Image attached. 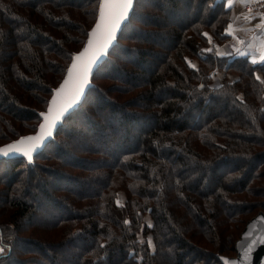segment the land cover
Listing matches in <instances>:
<instances>
[{
	"label": "trees",
	"instance_id": "obj_1",
	"mask_svg": "<svg viewBox=\"0 0 264 264\" xmlns=\"http://www.w3.org/2000/svg\"><path fill=\"white\" fill-rule=\"evenodd\" d=\"M224 4L135 0L51 144L32 162L0 158V264L237 255L264 211V68L216 54L229 39ZM97 14L98 0H0V146L38 130Z\"/></svg>",
	"mask_w": 264,
	"mask_h": 264
},
{
	"label": "snow or ice",
	"instance_id": "obj_2",
	"mask_svg": "<svg viewBox=\"0 0 264 264\" xmlns=\"http://www.w3.org/2000/svg\"><path fill=\"white\" fill-rule=\"evenodd\" d=\"M134 2L135 0H98L97 19L90 33H88L87 42L80 51L69 53L72 60L71 65L67 68V74L62 83L53 90L54 95L47 110L39 113L42 122L39 123L38 130L35 134L20 136L19 139L0 146V158L14 159L17 156H22L28 162H32L34 153H38L51 144L54 138V130L58 124L72 115L70 110L77 107L82 102V98H87L86 89L90 90L94 87L91 83L93 70L95 68L99 72L103 68L110 49L115 47L114 42L117 40V33L122 30V25L130 19V12L134 10ZM235 3H258L264 7V0H225L224 7L231 9ZM260 16L261 21L257 26L264 27V13H260ZM229 27L231 26L229 25ZM203 35L208 37L209 43H211V37L208 36V33H203ZM240 42L244 43V41ZM203 51L211 53L213 49L207 48ZM216 54L220 56H244L250 58L253 65H264V40L251 46L248 50L235 48L233 53L217 52ZM185 59L187 60V58ZM188 63L191 67H196L191 61ZM256 79L260 80L261 78L256 75ZM201 87L203 86L201 85ZM260 219L264 220V216ZM125 223L130 222L125 221ZM259 243H264V235L259 237ZM148 244L152 246L151 238L148 239ZM256 244L257 240L253 239L246 249H241L243 253L241 260L231 261V264H245ZM100 247L103 245L101 244ZM4 250V247H0V253H3Z\"/></svg>",
	"mask_w": 264,
	"mask_h": 264
},
{
	"label": "crops",
	"instance_id": "obj_3",
	"mask_svg": "<svg viewBox=\"0 0 264 264\" xmlns=\"http://www.w3.org/2000/svg\"><path fill=\"white\" fill-rule=\"evenodd\" d=\"M246 3H235L234 7L230 10L231 22L227 29L229 36L228 41L218 46V52L233 53L235 48L243 50L250 49L251 46L257 45L261 40H264V27H258L260 24L261 16H252L245 11ZM240 41H244L242 44ZM230 56V55H224ZM235 57H243L234 55ZM251 62L250 58H248ZM260 68H264V65L256 64ZM224 73L225 70H222ZM256 75L260 76V81L264 84V71H258Z\"/></svg>",
	"mask_w": 264,
	"mask_h": 264
},
{
	"label": "water",
	"instance_id": "obj_4",
	"mask_svg": "<svg viewBox=\"0 0 264 264\" xmlns=\"http://www.w3.org/2000/svg\"><path fill=\"white\" fill-rule=\"evenodd\" d=\"M130 14H131V12H130ZM123 26L124 25H122V28H123ZM120 32L121 31H119L117 33V37L120 34ZM114 44H115V42H114ZM95 71H96V69L94 68L93 75H94ZM93 75H92V77H93ZM92 77H91V83H92ZM87 92H88V89H86V95H87ZM83 101H84V99L82 98V102ZM74 109H71L70 112H72ZM66 117H67V114H66ZM64 120L62 121V123L64 122ZM62 123L58 124L57 128L54 130V135L56 134L59 126ZM41 151H39L38 153H34L33 154V158L37 154H39ZM18 157H22V156H17L16 158H18ZM4 158H7V157H4ZM262 216H264V214L263 213H260L259 215H257L256 217H254L252 220L249 221V223L247 224L245 230L242 233L241 239L239 240V242L237 244V257L236 258H225V257L222 258V262L224 264H231V261H240L241 258H242V256H243V253H242L241 249L242 248L246 249L248 247V244L253 239L257 240V244L253 246V249L251 251V254L249 256V259H248V261L245 262V264H264V243H259V237L262 236V235H264V220L260 219V217H262ZM246 234H249V235H246Z\"/></svg>",
	"mask_w": 264,
	"mask_h": 264
},
{
	"label": "rangeland",
	"instance_id": "obj_5",
	"mask_svg": "<svg viewBox=\"0 0 264 264\" xmlns=\"http://www.w3.org/2000/svg\"><path fill=\"white\" fill-rule=\"evenodd\" d=\"M214 74H215L214 77H213L214 84L215 85H221L224 82V79L226 78V73H224L222 70H216ZM227 78H228L229 81H232L234 79V76L233 75H228ZM26 133H29V132H26ZM29 135H31V134H29ZM260 213L264 214V211L257 212V214L254 217L259 215ZM0 247H1V243H0ZM236 257H237V255H234V256L228 257V258H236ZM222 258H224V257H222Z\"/></svg>",
	"mask_w": 264,
	"mask_h": 264
},
{
	"label": "built area",
	"instance_id": "obj_6",
	"mask_svg": "<svg viewBox=\"0 0 264 264\" xmlns=\"http://www.w3.org/2000/svg\"><path fill=\"white\" fill-rule=\"evenodd\" d=\"M244 6L246 13L252 16H260V13H264V7H261L258 3H246Z\"/></svg>",
	"mask_w": 264,
	"mask_h": 264
}]
</instances>
